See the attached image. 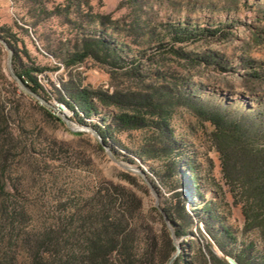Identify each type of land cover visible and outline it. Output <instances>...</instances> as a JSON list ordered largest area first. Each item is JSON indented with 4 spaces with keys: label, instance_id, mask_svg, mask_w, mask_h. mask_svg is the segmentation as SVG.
Masks as SVG:
<instances>
[{
    "label": "rangeland",
    "instance_id": "1",
    "mask_svg": "<svg viewBox=\"0 0 264 264\" xmlns=\"http://www.w3.org/2000/svg\"><path fill=\"white\" fill-rule=\"evenodd\" d=\"M0 27L17 38L8 46L23 66L12 63L14 71L43 68L33 75L41 85L37 94L50 104L18 86L0 42V238L13 264H47V244L34 257L37 241L49 229L73 230L115 189L139 201L133 223L156 234L162 221L153 207L162 210L176 191L190 196L196 190L187 203L194 224L174 237L179 252L191 255L185 243L202 234L223 255L212 235L219 236L223 224L235 237L225 241L230 256L264 264V204L243 195L240 173L231 175L235 160L221 156L206 115L213 110L246 119L255 129L248 145L264 149V0H0ZM178 28L185 32L180 38ZM0 39L7 43L5 33ZM83 39H102L119 58L101 50L99 58L67 66ZM66 83L119 90L131 99L169 96L167 139L154 126L117 130L113 118L120 109L113 105L97 103L80 121L59 104L57 90ZM100 128L109 131L106 143ZM145 146L157 156L142 157ZM162 146L168 157L157 150ZM173 160L180 174L168 172ZM204 204L218 217L212 234Z\"/></svg>",
    "mask_w": 264,
    "mask_h": 264
},
{
    "label": "trees",
    "instance_id": "2",
    "mask_svg": "<svg viewBox=\"0 0 264 264\" xmlns=\"http://www.w3.org/2000/svg\"><path fill=\"white\" fill-rule=\"evenodd\" d=\"M183 30L178 28L174 31L177 38L185 34ZM0 32L5 33L7 44L14 48L17 38L11 29L0 27ZM101 50H105L106 54L115 60L119 58L115 50L108 51L110 48L102 39H83L65 63L67 66H72L88 57L99 58ZM12 63L17 67L23 66L17 53L13 54ZM117 64L115 62L113 65L118 67ZM42 70V67L32 66L21 71L15 70V73L31 90L38 93L41 85L33 73ZM29 81L31 84L28 83ZM62 90H57L59 104L65 105L80 121L96 112L97 103H100L105 106H117L120 109L113 118V125L117 130L154 126L160 132V136L166 139L167 134L170 133L169 118L174 102L170 101L169 96L164 95L162 98L155 99L153 95H144L131 99L119 90L108 92L69 83L64 84ZM131 105L132 111L126 110ZM45 112L56 119L48 110ZM206 115L215 127V138L218 141L221 156L223 159L233 157L235 160L231 175H235V172L240 173L243 195L247 199L252 197L260 206L263 205L264 149L259 145H248L247 142L248 133L253 131L255 134V129L252 130L251 124L240 116H231L225 112L213 110ZM154 118H158L156 122L152 121ZM108 132V129L101 128L98 131L105 143L109 136ZM166 139L163 140L165 144ZM149 145L151 149L155 148V145ZM157 150H163L167 157L170 154L163 146ZM140 155L142 157L157 156L146 146ZM174 171L178 170L173 160L169 163L168 172ZM178 174H180L179 171ZM179 183L186 185L184 179H180ZM0 187L3 189V184L0 183ZM116 191L118 190L115 189L113 193L107 190L104 196L98 198L92 207L77 220L73 230H64L62 227L49 229L47 236L34 245L32 251L34 257L40 258L39 254L43 246L47 244L49 250L45 261L47 264H168L176 247L166 220L171 222L174 237L187 235L194 224L193 215L187 210V203L191 198L196 197V190H191L190 196L186 195L184 190L176 191L172 200L162 210L153 207L152 211L162 221L157 234L153 233L148 225L133 223L139 209V201L130 194ZM200 210L206 217L205 228L212 234L210 224L218 217L208 204H204ZM217 231L219 236L212 235L223 255H217L208 241H211L209 236L206 235L207 240L201 234L198 239L185 243L191 247V255L181 250L170 264H228L225 260V256L229 255L225 250V241H233L235 237L223 224ZM235 259L240 264H245L240 256H235ZM0 264H13L7 253V245H3L1 238Z\"/></svg>",
    "mask_w": 264,
    "mask_h": 264
},
{
    "label": "water",
    "instance_id": "3",
    "mask_svg": "<svg viewBox=\"0 0 264 264\" xmlns=\"http://www.w3.org/2000/svg\"><path fill=\"white\" fill-rule=\"evenodd\" d=\"M0 42L3 43V45L8 49V65H9V69H10V72L11 74L13 75V77L15 78L16 82L18 83V86L25 92L29 93L31 96L35 97L38 102L42 105H50L48 101H46L45 99H43L39 94H37L36 92H34L33 90H31L19 77L18 75L15 73V71L13 70L12 68V49L8 46V44L0 39ZM97 138H99L97 135H96ZM167 222V225L171 231V234L173 236V239H174V234H173V229L171 227V225L168 223V221L166 220ZM174 244H175V247H176V251L174 253V255L171 257L170 261L168 262V264L171 263L172 259L174 257H176L179 253V250H180V247H179V244L177 242H175L174 240ZM225 260L227 261L228 264H240L233 256H230V255H226L225 256Z\"/></svg>",
    "mask_w": 264,
    "mask_h": 264
}]
</instances>
